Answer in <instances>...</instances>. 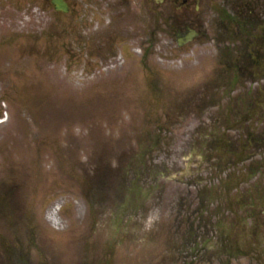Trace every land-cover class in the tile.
<instances>
[{"label": "rangeland", "instance_id": "374dc122", "mask_svg": "<svg viewBox=\"0 0 264 264\" xmlns=\"http://www.w3.org/2000/svg\"><path fill=\"white\" fill-rule=\"evenodd\" d=\"M20 1L0 0V52L5 49L4 57L0 56V96H6L2 98L5 103L0 99V119H5L0 124V264H15L18 258V264H264V220L260 218L256 225L254 219L240 218L238 227L214 221L209 229L201 225L198 232L184 226L175 231L173 199L182 202L185 193L176 197L175 184L166 178L175 177L183 184L191 174H199L204 169L200 163L184 160L199 150L195 145L173 163V149L166 144L161 147L162 157L168 159L164 166L143 170L132 165L136 158L142 161L150 141H143L147 136L140 132V122L146 120L141 104L130 100L131 87L121 84L130 78L129 70L119 69L111 77L112 83H118L113 87L121 91L105 87L108 90L103 94L94 91L91 102L74 105L71 99L65 103L74 107L66 109L62 121L58 114L50 117L51 107L38 111L40 117L33 122L9 112L8 100L16 83H28V90L51 101V96L67 89L59 85L64 82L83 99L92 90V76L99 78L104 71L117 68L122 54L134 52L127 49L131 42L125 40V51L103 68L72 60L85 58L74 49L67 55L70 60L52 54L44 46L48 34H29L38 30L40 19H29L24 8L17 11ZM36 13L33 8L32 15ZM66 36L67 46L72 47L77 34ZM123 74L125 79H121ZM129 83L134 85L132 80ZM103 95L106 100L99 99ZM115 96L122 103L109 107L106 101ZM99 104L108 111L97 109ZM94 108L99 117L88 119ZM57 122L63 128L58 129ZM175 232H179L176 237ZM221 240L233 241L245 253L254 252L242 253L231 263L226 257L217 262L211 249L222 245ZM184 254L202 257L191 263Z\"/></svg>", "mask_w": 264, "mask_h": 264}, {"label": "flooded vegetation", "instance_id": "af4514ba", "mask_svg": "<svg viewBox=\"0 0 264 264\" xmlns=\"http://www.w3.org/2000/svg\"><path fill=\"white\" fill-rule=\"evenodd\" d=\"M63 1L65 12L42 0L45 34H105L102 42L90 39L89 53L100 56L121 37L114 34H132L139 57L136 97L170 102L169 110L160 113L154 105L150 111L165 119L167 134L204 141L199 160L213 201H204L201 190L189 191V225L200 220L203 206L211 218L230 221L229 215L235 220L249 210L259 212L256 219L264 215L255 182L264 171V0ZM177 61L179 69L168 71ZM182 81L184 87L177 85ZM158 120L150 123L160 128Z\"/></svg>", "mask_w": 264, "mask_h": 264}]
</instances>
